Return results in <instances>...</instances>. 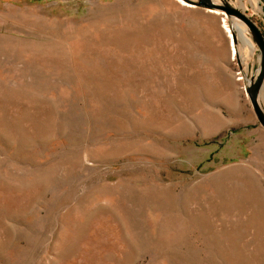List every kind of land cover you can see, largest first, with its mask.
I'll return each instance as SVG.
<instances>
[{
	"label": "rangeland",
	"instance_id": "obj_1",
	"mask_svg": "<svg viewBox=\"0 0 264 264\" xmlns=\"http://www.w3.org/2000/svg\"><path fill=\"white\" fill-rule=\"evenodd\" d=\"M223 18L0 0V264H264L255 47Z\"/></svg>",
	"mask_w": 264,
	"mask_h": 264
},
{
	"label": "water",
	"instance_id": "obj_2",
	"mask_svg": "<svg viewBox=\"0 0 264 264\" xmlns=\"http://www.w3.org/2000/svg\"><path fill=\"white\" fill-rule=\"evenodd\" d=\"M193 7H199L208 11L218 12L229 22L232 29L233 24L241 25L247 32V36L255 47V65L253 72L245 78V92L253 112L264 129V111L259 105V93L264 84V32L260 26L253 21L251 14L241 12L227 0H180ZM263 3L264 0H260ZM254 13V12H253ZM255 14V13H254ZM233 30V29H232Z\"/></svg>",
	"mask_w": 264,
	"mask_h": 264
},
{
	"label": "bare ground",
	"instance_id": "obj_3",
	"mask_svg": "<svg viewBox=\"0 0 264 264\" xmlns=\"http://www.w3.org/2000/svg\"><path fill=\"white\" fill-rule=\"evenodd\" d=\"M242 1V0H240ZM244 4V3H243ZM248 4V3H247ZM249 4L251 5L252 9L254 12L256 13H261V8L260 6L258 5V0H250ZM235 7V6H234ZM237 8V7H236ZM239 9V8H237ZM213 13H216V12H213ZM223 16V15H222ZM224 19V18H223ZM223 23H224V20H223ZM232 28L233 29H236V33H237V36L240 40H242L244 43H246L249 47V49L253 50L254 49V46L253 44L251 43L250 39L247 37V32L245 31V29L243 28V26L241 25H237V24H233L232 25ZM227 31V30H226ZM231 43V42H230ZM246 83H243L242 84V89H243V92L245 93V96L247 98V95H246V92H245V87H246ZM259 105L260 107L262 108V110L264 111L263 107H264V84L261 88V91L259 93Z\"/></svg>",
	"mask_w": 264,
	"mask_h": 264
},
{
	"label": "flooded vegetation",
	"instance_id": "obj_4",
	"mask_svg": "<svg viewBox=\"0 0 264 264\" xmlns=\"http://www.w3.org/2000/svg\"><path fill=\"white\" fill-rule=\"evenodd\" d=\"M261 27V29L263 30V32H264V24L262 23V25L260 26Z\"/></svg>",
	"mask_w": 264,
	"mask_h": 264
}]
</instances>
